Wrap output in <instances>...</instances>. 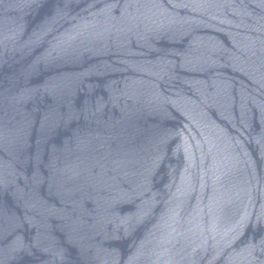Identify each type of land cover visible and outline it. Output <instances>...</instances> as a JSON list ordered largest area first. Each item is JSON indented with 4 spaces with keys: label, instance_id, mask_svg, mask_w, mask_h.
<instances>
[{
    "label": "water",
    "instance_id": "obj_1",
    "mask_svg": "<svg viewBox=\"0 0 264 264\" xmlns=\"http://www.w3.org/2000/svg\"><path fill=\"white\" fill-rule=\"evenodd\" d=\"M0 264H264V0H0Z\"/></svg>",
    "mask_w": 264,
    "mask_h": 264
}]
</instances>
